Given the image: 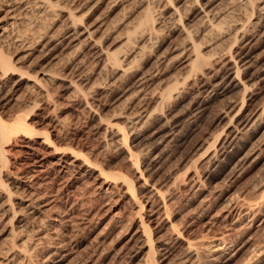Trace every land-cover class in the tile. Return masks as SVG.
<instances>
[{
	"label": "bare ground",
	"instance_id": "obj_1",
	"mask_svg": "<svg viewBox=\"0 0 264 264\" xmlns=\"http://www.w3.org/2000/svg\"><path fill=\"white\" fill-rule=\"evenodd\" d=\"M0 6H5L0 16V110L3 102H17L22 91L37 96L30 109L54 107L61 91L100 135L95 149L84 147L87 153L80 142V149L61 148L54 138L79 137L60 117H50L40 130L28 110L7 120L0 111V264L83 263L63 239L72 219L52 213L55 195L40 191L51 178L44 168L48 161L58 176L70 172L77 180L93 175L104 194L117 192L125 200L130 208L127 241H133L127 256L136 264H164L173 246L179 254L174 264H204L203 257L225 263L243 248L249 255L238 264H264V240L253 237L264 229V175L253 180L250 198L230 185L212 190L179 227L170 221L165 197L180 172L169 173L163 190L153 177L158 153L138 141L152 121L168 129L158 143L173 138L178 122L171 113L180 100L191 99L190 112H199L225 98L218 113L220 129L195 145L182 175L188 173L185 180L198 193L209 172L230 153L235 158L231 178L263 165L264 0H0ZM46 18L52 22L42 31ZM46 54L49 59L38 69L35 63L25 66L29 58ZM95 92L112 93L109 117L99 114ZM18 140L31 164L25 160L10 170L8 156ZM107 147L122 155L123 171L105 170L95 160V151ZM117 215L109 218L112 226L122 221ZM100 232L93 235L90 252L106 238Z\"/></svg>",
	"mask_w": 264,
	"mask_h": 264
},
{
	"label": "rangeland",
	"instance_id": "obj_2",
	"mask_svg": "<svg viewBox=\"0 0 264 264\" xmlns=\"http://www.w3.org/2000/svg\"><path fill=\"white\" fill-rule=\"evenodd\" d=\"M4 8L5 6H2V8H0V16L4 14ZM46 19L45 21L43 20V22H45L47 25L45 27V23H43L44 27H42V31L45 28H49L52 22L50 21V18L48 20ZM47 59H49V56L47 54L45 56H38L36 58L34 56V58H29L31 62L27 60L24 64L25 66H28L30 65V63L31 65L35 63L34 66H36L38 69L41 65H43V63L45 64ZM106 77L109 76H102L99 78V81H101L102 79V81H104ZM98 93H92L97 99L96 104L98 106V112L103 117L107 118V116L109 117L112 114L113 95L109 92L108 94L106 92V95L104 92L103 94ZM19 94L20 96H17L19 100H17L18 104L17 102H8L6 104L5 102H3V108L0 110L3 119H10L14 114L19 112V110H28L30 113V121L33 123V126L37 129L44 130L45 128H47L48 120H50V117L52 119V117L55 115L66 122L68 128H70V131L76 130L79 137L78 141H72V139L70 140L71 137L69 135V138H67V136L61 139L54 138L53 140L56 145L61 148L72 146L75 149H80L79 145L82 144L84 145L83 151L86 153L89 150L84 147L95 149L100 140V135L94 133L93 130H90V128L87 126L86 113L80 111V109L73 102H71L70 99L67 98V95H65L64 92L59 91L55 94V102L52 103L54 107H52V105L50 104L51 106H45L44 108H42V106L41 109H30V106H32L31 102L35 98L37 99V96L33 98L29 95L28 92L24 91ZM89 98V100L92 101L91 97ZM226 101L227 99L225 100V98H217L210 104H207V106L203 107L204 109L196 110L199 112H190V109H193V101L191 99L180 100L178 106L175 107L176 110H173L175 111V113H171L173 115L175 114V116L177 115L176 120L178 122V125L173 129V138H167L168 141L158 143L157 141L159 140L160 136L165 135V133L168 132V129L163 125V123H161V121H157L156 124L155 121H152L144 126V129L142 130L143 132L141 131V136L138 139V141L140 142V147L145 148V150L150 148V150H153V153L155 152L154 154L158 153L155 159V166L153 168L155 169L153 172V177L159 185H162L163 183L165 184L168 179L169 173L179 174L180 172L176 181L171 184L169 189L166 191L167 195L165 197L166 204L168 205L171 212L170 221L176 225H179V227L184 226L189 218H191L197 212L200 206V202L208 198L206 196H208L209 192H211L212 190L221 191L222 189L224 190L227 185H230L231 187L237 188L240 191L243 190L245 196L250 198L253 196L252 192L249 190L250 185H252L255 181H257L264 175L263 163L261 167H258V169H255L252 172L245 173L242 177L231 178L230 167L235 161V158H232L231 153L216 168L209 172L207 178L203 183L202 189L200 190V192L198 191V193L193 192L194 190L192 189L191 185L187 183V180H185L188 176V173L185 174L186 177L182 175L181 172L183 170L185 161L193 158L195 145L206 138L209 134H213L220 129L221 125L218 123V113L220 112V109L224 106V103H226ZM186 107H189L188 111ZM52 108L54 109L52 112H50ZM36 140L40 141L39 138H36ZM22 146L23 143L19 140L11 146L12 150L8 156L10 158V170H16L17 167H22L19 164H22L25 160L28 165L31 164V161L25 159L26 156L23 152L24 148ZM248 146L249 143H247L246 147ZM14 154H16L17 157ZM261 154L263 157L264 150H262ZM94 156L95 160L99 164H101L105 170H110L113 172L124 170L123 166H125V164L121 159L122 157H120L122 155L114 148L107 147L106 149L101 151L97 150L95 151ZM67 157L69 158V155ZM48 162L45 163L44 168L46 169V175L51 178H49L50 181L48 182L47 186H42V188H40V191L42 192V194H48V192H50V194L55 195V206L53 205V210L51 211L52 213H59L60 215L64 216L66 215L67 218L69 217L72 219L73 222H71L70 226H67L69 228L66 227L64 231L62 230L65 237H63V239L66 244L69 240L70 243L67 244L68 246L71 247L73 245L71 247L73 249V256L74 258L75 255L77 256L76 260L80 261L78 263L136 264L135 259L130 261L127 256V253L129 252L133 241H127L129 237H127L126 235L129 230L127 220H129L130 217V208L125 203V200H122V197H120L117 192H109L104 194L95 183V180H92L94 179L93 175H85L87 178L85 176H82L77 180L74 179L73 175H71L70 172L66 173L64 176H58L56 170L54 171V166L51 164V162ZM197 167L198 170L202 169L200 168V165H198ZM164 184L162 186L163 190H165L166 188ZM155 204L157 203L155 202ZM115 212L116 215L118 214L117 216H119V219H121L122 221H119L116 226H112L114 220L111 221L110 219L109 221V218ZM154 217L155 216H153V218ZM119 219L116 220L118 221ZM82 220L85 221L81 222ZM52 229L53 228L49 227L43 230L48 231V233L51 235H54V230ZM60 229L61 228H59L58 230ZM100 230L102 231V234L104 233L106 235V238L103 242H100V245L98 247L99 250H97L96 252H90L94 249L95 246L92 237L100 232ZM199 230L200 229H198V231ZM187 232L190 231L187 230ZM187 232L185 234H187ZM161 233H163L162 235L164 237L166 236L165 229H163ZM253 235L255 241H263L264 229L262 228L258 230ZM66 236H68V238ZM248 255L249 251L246 250V248H243L237 253L234 259L229 262L214 263L207 260L206 257H203V261L205 260L204 264H238L240 261L247 258ZM202 256H204V254ZM178 257V249L173 246L165 253L164 264H174L177 261Z\"/></svg>",
	"mask_w": 264,
	"mask_h": 264
}]
</instances>
